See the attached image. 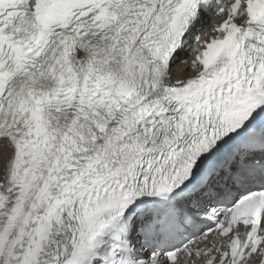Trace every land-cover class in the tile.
Segmentation results:
<instances>
[{"label": "snow or ice", "instance_id": "6c2138e0", "mask_svg": "<svg viewBox=\"0 0 264 264\" xmlns=\"http://www.w3.org/2000/svg\"><path fill=\"white\" fill-rule=\"evenodd\" d=\"M0 264H264V0H0Z\"/></svg>", "mask_w": 264, "mask_h": 264}]
</instances>
